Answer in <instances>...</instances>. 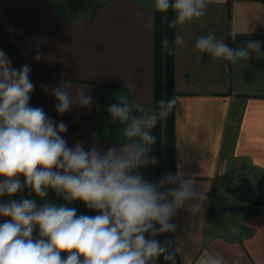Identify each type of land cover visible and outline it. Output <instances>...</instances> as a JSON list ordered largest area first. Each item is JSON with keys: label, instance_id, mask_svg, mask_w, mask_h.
Wrapping results in <instances>:
<instances>
[{"label": "crops", "instance_id": "obj_1", "mask_svg": "<svg viewBox=\"0 0 264 264\" xmlns=\"http://www.w3.org/2000/svg\"><path fill=\"white\" fill-rule=\"evenodd\" d=\"M154 2L0 0V49L14 68L31 66L29 78L35 87L29 106L42 108L48 118L67 126L61 135L69 147L80 143L85 151L95 146L101 153L114 145L119 149L127 140L125 125L112 121L109 106L122 98L135 105L133 115L140 116L154 105L159 12ZM202 19L176 26L172 42L177 100L173 169L182 171L185 179L195 177L198 191L206 194L200 212L192 214L185 207L173 217L174 244L183 264H196L204 253L223 257L224 264H264L263 214L234 215L235 222L225 227L228 217L213 219L211 214L225 205L226 196L223 186L213 191L215 176H225L236 166L250 167L249 178L264 195V55L233 65L195 50L200 36L215 33L233 49L258 40L264 53V3L208 0ZM178 33L184 37L182 46L174 43ZM37 46L43 53L39 61L34 59ZM60 85L73 91L84 88L92 96L91 106L75 105L59 114L58 101L43 86ZM25 198L38 207L52 203L75 208L78 216L99 214L79 200L65 201L51 189L40 198L25 188L0 197V202ZM8 219L0 216V223ZM33 238H39L38 227ZM155 239L163 243L162 234ZM61 255L66 258L67 253ZM150 264H160L159 259Z\"/></svg>", "mask_w": 264, "mask_h": 264}, {"label": "clouds", "instance_id": "obj_2", "mask_svg": "<svg viewBox=\"0 0 264 264\" xmlns=\"http://www.w3.org/2000/svg\"><path fill=\"white\" fill-rule=\"evenodd\" d=\"M208 0H155L160 13L170 9L175 20L169 27L200 20L206 14ZM174 43L184 44L176 34ZM161 47L173 54L164 36ZM195 50L212 59L233 65L259 58L261 42L246 41L231 48L215 33L200 36ZM43 53L38 50L34 59ZM31 66H12L7 53L0 49V197L13 196L30 189L44 198L54 190L67 202L81 201L98 215H77L75 208L45 203L38 207L32 199L0 202V216L10 218L0 223V264H150L161 255L175 264L179 251L170 252L155 239L158 234L175 232L173 217L187 207L192 214L201 211L206 194L198 191L196 178L185 179L180 170L168 173L158 184L146 181L135 172L141 166L155 164L149 146L155 142L151 130L166 119L177 104L175 97L161 99L158 111L133 115L135 105L122 98L109 106L112 121L124 124L126 143L114 145L101 153L95 146L85 151L77 143L69 147L61 135L67 126L48 118L40 107L29 106L34 84ZM58 101L59 114L73 106L90 107L92 96L84 88L43 86ZM23 177V182L19 177ZM166 185H176L161 191ZM156 225H159L157 228ZM38 227L39 238H33ZM153 238L146 239L145 234ZM62 253H67L62 258ZM196 264H224L223 257L204 253Z\"/></svg>", "mask_w": 264, "mask_h": 264}, {"label": "trees", "instance_id": "obj_3", "mask_svg": "<svg viewBox=\"0 0 264 264\" xmlns=\"http://www.w3.org/2000/svg\"><path fill=\"white\" fill-rule=\"evenodd\" d=\"M264 3V0H259ZM174 21L172 10L168 13L158 12L156 15V61H155V97L154 107L158 111V102L161 99H171L176 96L174 87V72L171 63V56L161 47V40L164 36L169 39V46L172 48L175 27H169ZM174 110L168 117L159 120L155 127L156 140L154 142V151L157 156L156 163V181L162 179V165L173 167V151H174ZM234 169V168H233ZM231 171H234V170ZM235 176V175H234ZM225 181L229 183V190L235 199V203L225 204L219 209H213L212 216L236 214L241 216H251L257 214L264 215V195L260 194L255 188L254 183L249 178V175H236L233 178L230 174L225 175ZM238 180H235V179ZM175 185H166L163 191L171 189ZM161 245H165L170 252H175L176 247L173 240V232L162 233ZM160 264H171V261L164 259L161 255L158 257ZM175 264H183L176 253Z\"/></svg>", "mask_w": 264, "mask_h": 264}, {"label": "built area", "instance_id": "obj_4", "mask_svg": "<svg viewBox=\"0 0 264 264\" xmlns=\"http://www.w3.org/2000/svg\"><path fill=\"white\" fill-rule=\"evenodd\" d=\"M154 110L156 111L154 105H152V106L144 109L143 112H142V115L145 112H152ZM151 134L155 137V140H156L155 128H153L151 130ZM153 146H154V143L149 146V153H148V155L150 157H155V160H156V163H157V156H156V153L154 151ZM156 163L155 164H149L147 166H141V167L137 168L138 174L142 175V177L146 181L152 182L153 184H157V181H156L157 180L156 179ZM233 170L234 171H237V174L236 175H239V174L247 175V174L250 173V167H248V166H245V167H243V166H236ZM161 173H162V178L165 177L168 173H171L173 175L176 174L172 166L165 165V164L162 165V171H161ZM223 181H224L223 180V175H216L215 178H214V180H213V190H215L219 186V184L221 182H223Z\"/></svg>", "mask_w": 264, "mask_h": 264}, {"label": "rangeland", "instance_id": "obj_5", "mask_svg": "<svg viewBox=\"0 0 264 264\" xmlns=\"http://www.w3.org/2000/svg\"><path fill=\"white\" fill-rule=\"evenodd\" d=\"M228 174H230L233 178H235L236 176H234V174L236 175L237 174V171H230ZM240 175V174H239ZM248 175V174H247ZM241 176H245L244 174H241ZM225 176H223V180L225 181ZM239 179V178H238ZM237 178L235 180H238ZM221 182L219 184V186L213 190V191H217L219 189H221V187L223 186V188L226 190V196L224 197L225 199L222 201V203H225V204H232V203H235V199L233 198L232 194L230 193V190H229V183H224ZM219 188V189H218ZM224 190V191H225ZM222 203H219V204H222ZM236 214H228V215H224L228 218L224 219L226 220V223L222 224V227H225L224 225H228V226H231L232 222H235L234 220H232ZM238 216V215H237ZM213 219H216L215 216H213Z\"/></svg>", "mask_w": 264, "mask_h": 264}]
</instances>
